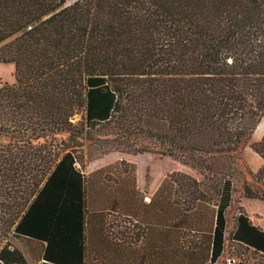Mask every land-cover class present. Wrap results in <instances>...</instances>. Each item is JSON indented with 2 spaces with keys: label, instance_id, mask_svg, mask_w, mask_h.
<instances>
[{
  "label": "trees",
  "instance_id": "16d2710c",
  "mask_svg": "<svg viewBox=\"0 0 264 264\" xmlns=\"http://www.w3.org/2000/svg\"><path fill=\"white\" fill-rule=\"evenodd\" d=\"M0 45L15 76L0 85V230L42 244L43 264H213L226 240L264 264L245 212L226 236L235 181L264 186V134L258 173L241 156L264 117V0H0ZM77 114L113 124L115 149L202 179L172 174L146 204L131 175L85 176L72 151L33 144ZM10 247L0 261L26 264Z\"/></svg>",
  "mask_w": 264,
  "mask_h": 264
},
{
  "label": "rangeland",
  "instance_id": "374dc122",
  "mask_svg": "<svg viewBox=\"0 0 264 264\" xmlns=\"http://www.w3.org/2000/svg\"><path fill=\"white\" fill-rule=\"evenodd\" d=\"M5 83L9 85L15 83L13 64L0 63V85ZM71 121L74 124H78L76 129H72L71 132H61L53 138L40 139L33 144L43 145L46 151H50L51 154L57 152L58 149L72 151L76 158L75 167L81 170L85 176L98 171H102V177L106 175L116 177L118 174L131 175L134 177L135 187L140 191L143 202L146 204L149 203L161 183L172 174H185L198 181L202 179L196 169L179 160L162 157L157 154H133L115 149L112 146L115 130L114 125L111 123H102L90 127L86 125L82 114L74 115ZM263 134L264 117L250 139L242 147L241 156L246 171H251V156L256 154L253 146L261 140ZM9 142V137L0 135V146H5ZM240 168L242 169L243 167L240 166ZM243 181H246L253 189H264L261 180L258 182V180L250 178L246 174L242 176L241 180L235 181V193L233 194L230 207L226 211V236L233 229L234 218L239 211L245 212L248 217L253 219L256 216L259 217L256 222L264 225V202L242 199L241 185ZM116 219L120 221V219ZM119 225H125L124 227L127 231L132 228L129 220H126L125 224L119 223ZM8 241L13 242L11 233L5 234L0 230V248ZM257 259L258 256L250 250L226 240L221 257L213 264H251Z\"/></svg>",
  "mask_w": 264,
  "mask_h": 264
},
{
  "label": "crops",
  "instance_id": "0c3cea01",
  "mask_svg": "<svg viewBox=\"0 0 264 264\" xmlns=\"http://www.w3.org/2000/svg\"><path fill=\"white\" fill-rule=\"evenodd\" d=\"M251 161H252V164L250 166L251 171L252 173L256 174L262 168L263 160L257 154H255L251 156ZM252 201H256V200H252ZM249 218L254 226L260 229H264V225H261L256 222V220L259 217L256 216V218L254 219L252 217H249ZM13 248L18 249L21 252L26 264H43L42 258H41L42 252H43L42 244L14 239L13 242H11L10 249H13ZM0 264H5V263L0 261Z\"/></svg>",
  "mask_w": 264,
  "mask_h": 264
}]
</instances>
